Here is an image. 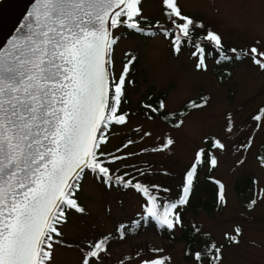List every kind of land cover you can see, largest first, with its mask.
<instances>
[{
	"label": "rangeland",
	"instance_id": "1",
	"mask_svg": "<svg viewBox=\"0 0 264 264\" xmlns=\"http://www.w3.org/2000/svg\"><path fill=\"white\" fill-rule=\"evenodd\" d=\"M178 5L183 15L203 25L192 39L201 40L208 31L217 33L231 59L221 60L214 47L202 41L214 56H207L206 68L201 69L192 45L176 53L171 40L161 35L114 30L119 39L111 52L112 76L118 79L124 66L130 67L119 109L128 122L109 127L101 151L104 160L125 157L106 165L114 178L165 187L167 191H156L164 196L160 202L180 199L185 174L201 148L216 157L217 165L198 166L189 203L178 209L182 223L167 230L168 236L156 223L143 220L145 200L137 191L117 184L108 187L85 170L75 193L85 211H66V222L58 226L62 236L56 237L61 242L53 244L48 264H81L90 243L104 238L107 251L96 264H134L155 257H167L166 264H200L194 253L208 252L212 243L221 247L220 264H264V120H254L264 110V69L245 55L252 47L264 52V0H178ZM140 7L147 18L142 22L145 29L171 25L162 0H142ZM189 101L203 106L183 113ZM161 103L166 107L156 113L145 107L159 109ZM168 138L174 141L170 147L154 151ZM217 139L225 149L211 146ZM130 140L133 143L128 144ZM220 184L225 186L224 201L218 198ZM210 198L220 204L207 213L202 203ZM190 225L197 226L198 233L187 251L181 234ZM203 264H209L207 257Z\"/></svg>",
	"mask_w": 264,
	"mask_h": 264
},
{
	"label": "snow or ice",
	"instance_id": "2",
	"mask_svg": "<svg viewBox=\"0 0 264 264\" xmlns=\"http://www.w3.org/2000/svg\"><path fill=\"white\" fill-rule=\"evenodd\" d=\"M162 3L171 20V28L165 29L164 35L172 37L176 53L191 44L196 67L204 69L211 55L202 46V41H207L221 60L231 59L217 33L208 31L200 41L192 39L194 30L203 25L183 15L178 0ZM141 4L142 0H34L24 23L0 47V264H48L53 244L61 242L55 241L53 234L62 236L57 225L66 222V211H85L75 199L85 170L108 187L117 184L141 193L146 198L144 218L174 230L182 223L178 209L189 203L198 166L206 162L217 165L216 157L201 148L185 174L178 203L161 204L149 187L132 179L125 181L123 176L114 178L106 165L122 161L124 156L101 159L106 155L101 151V145L107 143L104 130L128 122L127 114L119 109L129 67L124 66L118 79L109 67L119 39L114 30L123 27L156 34L146 32L142 25L147 18L142 15ZM231 52L236 54L237 49ZM245 55L264 69V52L252 47ZM202 106L191 104L193 108ZM145 107L156 113L166 106ZM254 120H264V110ZM227 131H232L231 125ZM173 143L168 138L163 148L154 151ZM211 146L225 149L218 139ZM224 187L219 185L221 201ZM235 232L239 235L240 229ZM227 239L236 241L235 236ZM208 247L204 254L195 252L194 260L203 264L207 257L209 264H220L221 247L215 243ZM106 251V238L90 243L81 264H96ZM167 259L153 258L143 264H166Z\"/></svg>",
	"mask_w": 264,
	"mask_h": 264
},
{
	"label": "trees",
	"instance_id": "3",
	"mask_svg": "<svg viewBox=\"0 0 264 264\" xmlns=\"http://www.w3.org/2000/svg\"><path fill=\"white\" fill-rule=\"evenodd\" d=\"M171 28V25H167V26H164V27H162V28H160L157 32H155L156 34L155 35H161V36H163V37H165V38H167V39H172V37L171 36H165L164 35V30L165 29H170ZM123 31L125 32V33H129V34H132L133 32L132 31H130L129 29H127V28H123ZM146 32H154V31H152V30H146ZM140 34H144L145 36H154V35H147V34H145V33H140ZM139 34V35H140ZM193 40H195V39H193ZM196 41H200V40H198V39H196ZM186 46H188V47H190L191 46V44H187ZM210 53H211V55H209V57H211V58H213V53L210 51ZM220 62V61H219ZM199 102L200 101H189V102H187V104H186V106L185 107H183V109H182V112L183 113H185L187 110H189L190 108H192L191 107V104L192 103H195V104H199ZM110 127V126H109ZM108 131H109V128H107L106 130H104V134H105V137L107 138V134H108ZM262 155L261 154H258V160H263V158L261 157ZM101 159H103V157H101ZM82 176H83V173H82ZM81 180L82 179H80L79 181H78V184L80 185V183H81ZM207 183V182H206ZM145 186H147V187H149L152 191H153V194H155V195H157L156 194V191L157 190H164V189H166L165 187H163V186H159V185H153V184H147V185H145ZM181 187V185H179L178 186V190H179V188ZM212 191H213V189H212ZM140 194V196L145 200L146 198L145 197H143V195L141 194V193H139ZM214 194V191H213V193H212V195ZM158 197H160V198H164V196H161V195H159ZM212 197V196H211ZM218 198H219V196H218ZM210 200H211V198L210 199H208V200H206V201H203V203H202V209L205 211V212H207V213H210V210H213V209H215V208H218V206H219V204L220 203H218V204H214V203H211L210 202ZM220 200V199H219ZM176 201H178V197H167V198H165V200L164 201H162V202H160V200L158 201L159 203H161V204H164V203H168V202H176ZM196 206V208H197V205H195ZM145 217V216H144ZM143 217V220H150V221H152V222H154V223H156V221H154V220H152L151 218H148V219H145ZM60 225V224H59ZM59 225H57V227L59 226ZM156 227H159V229H160V231H162L163 233H165L166 234V236H168L167 235V229H164V228H161L157 223H156ZM196 233H198V227L197 226H192V225H190V226H188V227H183V232H182V234H181V236H182V239L185 241V248H186V250L187 251H189V250H191V247L195 244V242H196ZM53 239L55 240V241H58V239L56 238V236H55V234H53ZM155 258H158V257H155ZM151 259H153V258H151ZM151 259H148V260H151ZM160 259V258H159ZM144 261H146V260H140V261H137V262H135L134 264H143V262Z\"/></svg>",
	"mask_w": 264,
	"mask_h": 264
},
{
	"label": "water",
	"instance_id": "4",
	"mask_svg": "<svg viewBox=\"0 0 264 264\" xmlns=\"http://www.w3.org/2000/svg\"><path fill=\"white\" fill-rule=\"evenodd\" d=\"M34 0H0V47L16 34Z\"/></svg>",
	"mask_w": 264,
	"mask_h": 264
}]
</instances>
